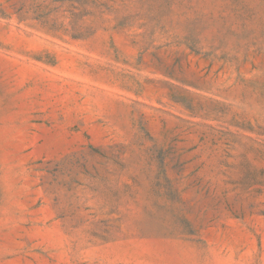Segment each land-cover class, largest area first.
Segmentation results:
<instances>
[{
  "label": "rangeland",
  "instance_id": "obj_1",
  "mask_svg": "<svg viewBox=\"0 0 264 264\" xmlns=\"http://www.w3.org/2000/svg\"><path fill=\"white\" fill-rule=\"evenodd\" d=\"M0 264H264V0H0Z\"/></svg>",
  "mask_w": 264,
  "mask_h": 264
}]
</instances>
